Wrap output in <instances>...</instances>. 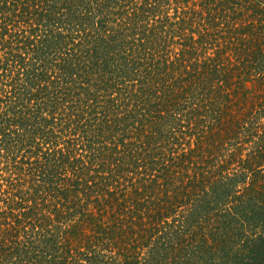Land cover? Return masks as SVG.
I'll return each mask as SVG.
<instances>
[{
	"label": "trees",
	"instance_id": "trees-1",
	"mask_svg": "<svg viewBox=\"0 0 264 264\" xmlns=\"http://www.w3.org/2000/svg\"><path fill=\"white\" fill-rule=\"evenodd\" d=\"M0 264H264V0H0Z\"/></svg>",
	"mask_w": 264,
	"mask_h": 264
}]
</instances>
